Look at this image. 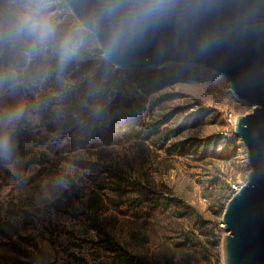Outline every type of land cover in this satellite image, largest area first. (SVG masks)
Returning a JSON list of instances; mask_svg holds the SVG:
<instances>
[{
    "label": "rangeland",
    "instance_id": "rangeland-1",
    "mask_svg": "<svg viewBox=\"0 0 264 264\" xmlns=\"http://www.w3.org/2000/svg\"><path fill=\"white\" fill-rule=\"evenodd\" d=\"M75 19L63 0L62 22ZM110 68L98 41L63 68L0 42V115L25 109L0 154V264H226V202L251 171L235 122L253 106L205 66L119 69L121 87L105 83ZM128 72L153 76L140 86ZM93 77L96 105L83 96ZM125 90L139 99V135L124 104L105 109Z\"/></svg>",
    "mask_w": 264,
    "mask_h": 264
},
{
    "label": "water",
    "instance_id": "water-1",
    "mask_svg": "<svg viewBox=\"0 0 264 264\" xmlns=\"http://www.w3.org/2000/svg\"><path fill=\"white\" fill-rule=\"evenodd\" d=\"M76 18L100 12L103 0H65ZM112 18L101 14L97 40L117 69L201 65L230 82L231 92L253 106L235 131L247 148L248 180L228 200L222 217L226 264H264V0H173L117 56L105 57L103 38Z\"/></svg>",
    "mask_w": 264,
    "mask_h": 264
},
{
    "label": "clouds",
    "instance_id": "clouds-1",
    "mask_svg": "<svg viewBox=\"0 0 264 264\" xmlns=\"http://www.w3.org/2000/svg\"><path fill=\"white\" fill-rule=\"evenodd\" d=\"M172 6L173 0H103L100 12L65 24L61 20L63 0H5L0 10V42L23 46L29 58L52 52L63 68L99 39L101 14L112 18L103 48L105 57H113L130 46L150 20ZM24 114L23 105H17L0 115V154H11L13 129Z\"/></svg>",
    "mask_w": 264,
    "mask_h": 264
},
{
    "label": "trees",
    "instance_id": "trees-1",
    "mask_svg": "<svg viewBox=\"0 0 264 264\" xmlns=\"http://www.w3.org/2000/svg\"><path fill=\"white\" fill-rule=\"evenodd\" d=\"M102 63H103V67H105L106 62L103 60ZM110 69H112V74H110V77H108V79H110V80L106 81L105 83L112 82L114 85H119V87H121V85L123 83H125L124 82L125 81L124 80L125 79L124 78L125 77L124 72L117 69V68H110ZM151 75L147 74L145 76L144 75L138 76L136 74H131L130 72H128L126 74V77L130 78L131 81L134 80V81L139 82V84L141 86V85L145 84V82H148L151 80ZM93 79H94L93 82H91L89 84V86H87L85 88L86 89L85 93H87L88 91L90 93H87V94L84 93L83 96L85 97V103L96 105L102 101L101 98H103V95L105 96V94L103 92H100V91H98V92L95 91L96 85H97V78L93 77ZM128 94H131V93L127 90L123 91L122 93L121 92L117 93V98L114 99L110 104H108L107 107H105V109H110V112H112L111 114L115 115V111L118 108L119 103L121 105L124 104L123 106L128 108V110L126 112V116H127L128 120H126V121H128V130L130 132V135H137V134L139 135L141 132L144 133L143 131H145L144 129H137V127L138 128L142 127L143 123H144L142 121L140 115H139V106H138L139 102L137 101L139 99L136 100V98H138V96H134L133 94H131V97H130V96H127ZM134 97H136V98L134 99ZM105 114L106 113H104V115ZM158 124H160V122L156 123L154 126H156ZM148 135L149 134H145L144 137H148ZM207 146H208L207 143L204 145H201L199 142L196 147L204 148V149H202L201 153L205 154ZM222 150L224 151V148ZM222 150H221V152H222ZM231 197L232 196H230L229 199ZM110 249L115 251L116 253H118V255L121 256L124 261H127L129 263L130 262L133 263L135 261L134 257L127 255V252L125 251V249H123V247H121L119 245L118 246H111Z\"/></svg>",
    "mask_w": 264,
    "mask_h": 264
}]
</instances>
